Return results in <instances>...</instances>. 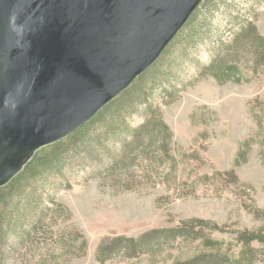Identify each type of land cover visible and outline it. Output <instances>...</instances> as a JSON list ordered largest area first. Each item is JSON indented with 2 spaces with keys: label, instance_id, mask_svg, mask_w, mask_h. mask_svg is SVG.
<instances>
[{
  "label": "rangeland",
  "instance_id": "obj_1",
  "mask_svg": "<svg viewBox=\"0 0 264 264\" xmlns=\"http://www.w3.org/2000/svg\"><path fill=\"white\" fill-rule=\"evenodd\" d=\"M191 15L194 25L187 20L181 32L187 36L194 27L203 36L174 43L179 31L150 66L165 76L144 85L171 130L173 171L159 178L138 167L124 176L104 165L105 149H87L65 156L59 174L37 182L39 194L70 213L45 220L42 228L64 244L76 231L86 240L84 254H66V264H172L210 240L250 244L258 250L254 264H264V64L240 49L222 58V70L201 69L215 57L217 41H227L240 23L254 22L264 37V0H202ZM142 119L135 114L130 122ZM185 225L200 231L196 239L154 246L135 258H97L104 238Z\"/></svg>",
  "mask_w": 264,
  "mask_h": 264
},
{
  "label": "water",
  "instance_id": "obj_2",
  "mask_svg": "<svg viewBox=\"0 0 264 264\" xmlns=\"http://www.w3.org/2000/svg\"><path fill=\"white\" fill-rule=\"evenodd\" d=\"M202 0H0V187L159 57Z\"/></svg>",
  "mask_w": 264,
  "mask_h": 264
},
{
  "label": "trees",
  "instance_id": "obj_3",
  "mask_svg": "<svg viewBox=\"0 0 264 264\" xmlns=\"http://www.w3.org/2000/svg\"><path fill=\"white\" fill-rule=\"evenodd\" d=\"M189 18L192 19V15ZM192 23L190 20L189 25L193 26ZM181 30L174 43L176 40L187 41L194 35L199 39L203 36L199 35V28L193 27L187 36ZM217 45L215 57L202 70L209 71L213 66H217L218 71L222 70L225 68L221 67L222 58L240 49L251 54L256 65L264 64V37L252 21L240 23L227 41H217ZM227 63L235 65L230 60ZM148 71L149 75L146 73L144 79L139 76L72 135L36 151L23 169L0 187V264H66V254H84L87 243L78 231L75 232L76 239L64 244L59 241L61 238L42 228L45 220L55 217L68 219L70 215L67 211L58 210L53 197L39 194L36 186L49 174L61 172L65 156L86 152L87 149H105L103 154L107 161L104 165L112 170L120 168L124 176H128V171L142 167L144 175L160 178L178 165L171 130L162 120L158 107L148 102L144 90V85L161 80L165 75L160 76L155 67H150ZM140 106L143 108L140 109ZM135 114L143 118L136 126L130 122ZM105 144L109 149L105 148ZM163 169L168 173L160 171ZM198 232L194 227L185 225L153 228L136 237L116 235L104 238L98 244L97 258L100 261L113 256L135 258L152 251L154 246L196 239ZM211 241L201 243L200 248L189 253H181L172 264H254L257 261L258 250L250 244Z\"/></svg>",
  "mask_w": 264,
  "mask_h": 264
}]
</instances>
